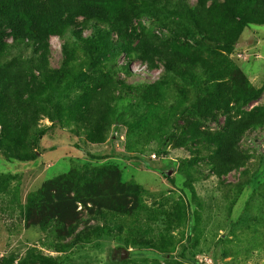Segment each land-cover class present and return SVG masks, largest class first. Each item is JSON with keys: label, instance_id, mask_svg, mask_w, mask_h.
<instances>
[{"label": "rangeland", "instance_id": "rangeland-1", "mask_svg": "<svg viewBox=\"0 0 264 264\" xmlns=\"http://www.w3.org/2000/svg\"><path fill=\"white\" fill-rule=\"evenodd\" d=\"M77 1L58 3L53 18L61 32L45 36L40 56L32 45L12 49L16 41H7L39 91L41 55L49 71L66 64L86 77L65 100L61 122L30 141L36 160L0 153V264H264V129L243 138L244 164L221 178L207 149L218 144L226 119L264 113V18L251 15L229 52L233 27L203 12L191 20L145 6L130 17L95 8L100 17L85 18ZM144 32L191 49L195 64L181 70L184 77L167 76L161 64L152 69L135 50ZM240 75L242 88L263 90L249 106L234 83ZM164 78L153 108L137 101L140 89L126 88ZM42 95L32 111L50 128ZM155 108L162 127L148 128Z\"/></svg>", "mask_w": 264, "mask_h": 264}, {"label": "trees", "instance_id": "trees-1", "mask_svg": "<svg viewBox=\"0 0 264 264\" xmlns=\"http://www.w3.org/2000/svg\"><path fill=\"white\" fill-rule=\"evenodd\" d=\"M101 1L104 7L92 6V4H86L84 0H78L75 10L80 17L99 18L100 14L95 8L105 15H111L120 8L122 15L130 17V10L138 12L137 7L145 6L148 11L164 9L178 15L185 14L191 20H196L197 14L203 12L211 18L226 21L233 27L231 41L225 45L229 52H232L245 29L253 24L251 15L255 13L258 17L264 18V0H197L194 7H191L187 0ZM59 2L63 3L64 0H0V153L8 160L30 162L37 159L38 152L28 151L30 141L35 142L43 138L50 129L61 122V108L65 100L83 83L86 77L85 74L81 77L72 75L71 67L66 64L59 71H49L41 55L40 61L43 63L39 67L45 84L42 92V88L38 90V86L29 74L28 66L15 61L12 57V51L7 42L11 38L16 41L12 49L17 46L21 48L22 44L32 45L36 56H40L38 54L41 47H46L41 42L45 36L60 34V25L53 18V11L57 9ZM248 4L252 6V12L245 8H249ZM137 38L138 44L135 50L141 62L148 64L152 69L157 68V64L163 65L167 76L184 77L181 70H188L191 64H195L197 57L189 48L177 47L168 43L162 44L159 38L145 32ZM100 39L101 46H107L109 43L107 35ZM98 46L96 43H91L90 48L97 51ZM216 76L217 79L223 80L222 75ZM167 80L164 78L161 82L150 85L146 89L143 85L135 88L126 86V88H130L131 91L136 89L137 92L140 89L142 93L137 97V101L139 100L148 109L154 107L152 97L154 89L164 88L168 85ZM240 81L245 82L241 75L234 83L237 84V91L240 88L242 90L239 96L245 106L261 98L263 90H250L245 83H243L245 88H242ZM42 94L47 96L45 101L49 103L46 114L53 124L50 128L40 127L32 111L35 107L33 102L42 99ZM157 94L160 95V93ZM158 112L159 109L155 108L152 112L153 119L150 121L147 119L145 122L146 127L151 128L153 125L162 127L154 122ZM122 119L124 115L118 118L117 123L119 124ZM259 129H264V113L260 111L247 114L240 120L226 119L218 144L207 148L212 153L209 166L217 172L219 178L239 169L244 164L246 157L242 149V140L248 133Z\"/></svg>", "mask_w": 264, "mask_h": 264}, {"label": "water", "instance_id": "water-1", "mask_svg": "<svg viewBox=\"0 0 264 264\" xmlns=\"http://www.w3.org/2000/svg\"><path fill=\"white\" fill-rule=\"evenodd\" d=\"M129 255H130V252L129 251H126V250H123L122 251V259H126V258H128L129 257Z\"/></svg>", "mask_w": 264, "mask_h": 264}]
</instances>
